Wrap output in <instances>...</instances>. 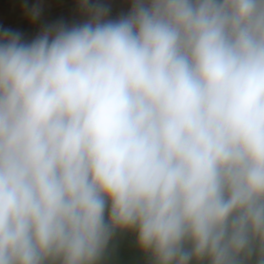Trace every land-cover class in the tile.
<instances>
[{"label":"clouds","instance_id":"1","mask_svg":"<svg viewBox=\"0 0 264 264\" xmlns=\"http://www.w3.org/2000/svg\"><path fill=\"white\" fill-rule=\"evenodd\" d=\"M90 13L0 33V264H264V0Z\"/></svg>","mask_w":264,"mask_h":264},{"label":"crops","instance_id":"2","mask_svg":"<svg viewBox=\"0 0 264 264\" xmlns=\"http://www.w3.org/2000/svg\"><path fill=\"white\" fill-rule=\"evenodd\" d=\"M132 5L133 0H87V7L85 0H0V33L18 32L24 42H30L50 27L88 21L90 9L105 8V19H116Z\"/></svg>","mask_w":264,"mask_h":264},{"label":"trees","instance_id":"3","mask_svg":"<svg viewBox=\"0 0 264 264\" xmlns=\"http://www.w3.org/2000/svg\"><path fill=\"white\" fill-rule=\"evenodd\" d=\"M100 264H151L150 258L141 252L132 232H118Z\"/></svg>","mask_w":264,"mask_h":264}]
</instances>
